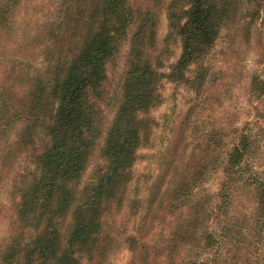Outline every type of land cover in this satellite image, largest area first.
<instances>
[{
	"label": "trees",
	"instance_id": "obj_1",
	"mask_svg": "<svg viewBox=\"0 0 264 264\" xmlns=\"http://www.w3.org/2000/svg\"><path fill=\"white\" fill-rule=\"evenodd\" d=\"M20 1L0 0V29L10 24L12 6ZM159 1L60 0L64 13L61 20L69 27L73 51L49 62L50 70L45 78H32L21 108H11V103L1 98L2 128L11 120L31 123L33 127L42 118L45 144L34 159L38 174L32 177L27 188L20 189L15 210L16 221L30 230L29 237H23L22 233L16 236L18 230L12 231L14 236L0 248V264H81L80 255L104 256L101 245L106 244L108 238L103 229L104 215L127 200L126 187L131 181L135 152L147 140L150 125L147 115L158 103L161 76L154 72L150 63L153 57L150 49L155 41ZM249 1L251 10L258 16L263 0ZM240 5L237 0H163L168 28L170 34L180 40L181 55L162 77L189 85L199 98L208 71L201 61L223 28L235 21ZM263 27L261 19L258 31L264 32ZM130 31L118 106L102 135L104 110L110 108V102L115 99L108 66H118L121 46ZM190 67H196L191 79L186 75ZM250 88L253 98L259 101L264 97V78L251 76ZM179 126L170 145L173 164L183 158L187 148L185 121ZM213 133L216 135L213 140L219 141L220 133ZM253 138L241 132L233 147L217 162L220 166L223 161L221 181L215 194L217 205L207 217L223 223L218 227L225 232L233 230L227 207L236 190H241L244 198L253 199L252 218H255V227H261L264 171L249 167L248 150L257 139ZM99 141L102 142L100 162L93 168L90 180L79 190V182ZM180 146L183 155L176 157V149ZM196 167L199 168L196 175L207 169L205 165ZM168 170L164 168L150 187L146 212L141 219L145 234L152 229L171 185L173 176ZM167 179V187L163 189ZM175 195L178 197L177 192ZM182 224L171 237L174 243H186L192 250H209L212 255L218 252L213 229L202 227L204 220L199 215L189 214ZM205 261L199 259L194 264Z\"/></svg>",
	"mask_w": 264,
	"mask_h": 264
},
{
	"label": "rangeland",
	"instance_id": "obj_2",
	"mask_svg": "<svg viewBox=\"0 0 264 264\" xmlns=\"http://www.w3.org/2000/svg\"><path fill=\"white\" fill-rule=\"evenodd\" d=\"M237 1L241 5L235 21L223 28L201 61L208 71L199 98L189 85L162 77L178 61L181 45L179 38L170 34L163 0L159 1L155 41L150 49L153 55L150 63L161 76L158 103L147 115L150 119L147 140L135 152L131 181L126 187L127 200L104 215L103 229L108 237L106 244L101 245L104 256L80 255L81 264H194L199 259H205L204 264H264V213L261 227L257 229L252 218L253 199L244 198L241 190L232 192L227 207L229 224L233 226L231 232L220 230L218 226L223 223L207 217L217 205L215 194L223 161L220 166L217 162L233 147L241 132L249 133L251 139L257 138L248 150L249 167L264 171V133H261L264 97L256 101L250 88L251 76L264 78V32L258 31L260 20H264V0L258 16L251 10L249 0ZM60 4V0H21L12 6L8 19L11 25L8 23L0 29V107L4 97L11 108H21L32 78H45L50 70L49 62L73 51L69 27L61 20L64 13ZM130 35L131 31L121 46L118 66H108L115 99L110 102V108L104 110L102 135L118 106ZM195 71L196 67H190L186 72L188 78H193ZM190 109L193 110L186 119ZM183 121L187 148L183 158L173 164L170 145ZM40 122L30 127L31 123L11 120L4 129L0 122V248L14 236L12 231L18 230L16 236L22 233L23 237H29L30 230L16 221L15 210L20 189L27 188L32 177L38 174L34 159L45 144ZM213 132L220 133L221 144L213 140L216 136ZM101 145L99 141L93 151L79 190L90 180L93 168L100 162ZM177 155H183L181 146L176 149ZM198 165L207 167L201 175L195 174ZM164 168H169L173 176L171 185L152 229L145 234L141 219L146 212L147 197ZM191 213L204 220L202 227L213 229L218 251L214 255L209 250H192L186 243L172 241L174 231L184 225Z\"/></svg>",
	"mask_w": 264,
	"mask_h": 264
}]
</instances>
